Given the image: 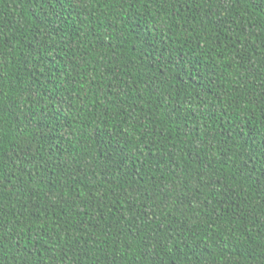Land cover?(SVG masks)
<instances>
[{"label":"trees","instance_id":"16d2710c","mask_svg":"<svg viewBox=\"0 0 264 264\" xmlns=\"http://www.w3.org/2000/svg\"><path fill=\"white\" fill-rule=\"evenodd\" d=\"M0 264H264V0H0Z\"/></svg>","mask_w":264,"mask_h":264}]
</instances>
